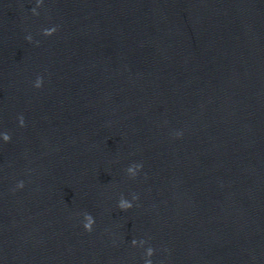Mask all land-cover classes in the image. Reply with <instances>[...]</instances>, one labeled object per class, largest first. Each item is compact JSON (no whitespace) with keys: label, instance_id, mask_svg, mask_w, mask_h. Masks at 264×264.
<instances>
[{"label":"clouds","instance_id":"clouds-1","mask_svg":"<svg viewBox=\"0 0 264 264\" xmlns=\"http://www.w3.org/2000/svg\"><path fill=\"white\" fill-rule=\"evenodd\" d=\"M32 11H33V14H35V9H33ZM27 39H28V37H27ZM22 186L23 185L21 184L20 187H22ZM127 207L130 208V207H132V205L129 204V205H127ZM84 228H85L86 231L91 232L92 231L91 223L84 225Z\"/></svg>","mask_w":264,"mask_h":264}]
</instances>
